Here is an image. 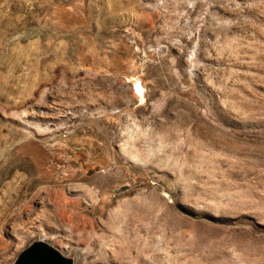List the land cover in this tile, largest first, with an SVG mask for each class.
Returning <instances> with one entry per match:
<instances>
[{"label": "rangeland", "instance_id": "1", "mask_svg": "<svg viewBox=\"0 0 264 264\" xmlns=\"http://www.w3.org/2000/svg\"><path fill=\"white\" fill-rule=\"evenodd\" d=\"M36 241L264 264V0H0V264Z\"/></svg>", "mask_w": 264, "mask_h": 264}, {"label": "water", "instance_id": "2", "mask_svg": "<svg viewBox=\"0 0 264 264\" xmlns=\"http://www.w3.org/2000/svg\"><path fill=\"white\" fill-rule=\"evenodd\" d=\"M123 190L124 188H121L118 191ZM14 264H72V260L49 244L36 241L17 256Z\"/></svg>", "mask_w": 264, "mask_h": 264}]
</instances>
